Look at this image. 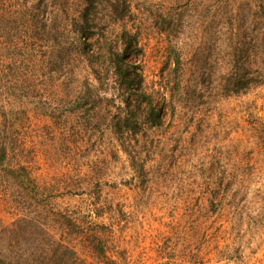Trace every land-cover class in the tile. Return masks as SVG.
Segmentation results:
<instances>
[{
  "label": "rangeland",
  "instance_id": "obj_1",
  "mask_svg": "<svg viewBox=\"0 0 264 264\" xmlns=\"http://www.w3.org/2000/svg\"><path fill=\"white\" fill-rule=\"evenodd\" d=\"M70 1L77 14L83 0ZM131 1L123 20L109 22V35L119 40L123 28L135 35L118 46L141 72L162 122L130 132L125 151L113 129L95 127L103 107L88 113L65 103L63 75L49 77L51 43L29 35L37 0H0V70L16 90L36 94L6 97V106L24 110L4 134L11 164L22 158L37 183L59 186L52 207L89 214L128 264H264V78L257 75L264 61L254 53V15L239 0L216 16L207 0ZM22 53L28 63L17 64ZM232 181L247 187V197L210 204L211 189ZM18 187L0 184V249H31L41 230L63 242L57 224L23 205ZM73 242L86 264H101Z\"/></svg>",
  "mask_w": 264,
  "mask_h": 264
},
{
  "label": "trees",
  "instance_id": "obj_2",
  "mask_svg": "<svg viewBox=\"0 0 264 264\" xmlns=\"http://www.w3.org/2000/svg\"><path fill=\"white\" fill-rule=\"evenodd\" d=\"M175 1L184 2L173 0L170 3ZM207 1L213 3L212 15L216 16L220 15L224 4L230 3L231 0ZM240 2L246 3L254 15V32L256 31L254 53L260 62L264 61V0H239L238 3ZM71 4L70 0H37L36 12L33 13V27L31 26L29 35L31 38L43 36L51 43L47 50L49 77L56 78L58 71L60 73L57 77L63 75L65 90L63 101L78 104L86 108L88 113L96 107L99 109L103 107L106 113L100 116L101 119H97L95 127L100 126L101 130L113 129L123 150L127 151L131 145H128L130 132L136 133L145 124L155 126L162 122V109L155 106L151 96L143 90L141 72L126 61L127 49L121 52L118 46L119 40L130 43L131 39H136L135 35L126 28L121 30L119 40L109 35V22L123 20L131 11L132 1L83 0L77 14L71 11ZM208 7L211 10V3H208ZM43 14L46 15L44 19ZM237 16L232 9L231 20ZM11 28L14 29V26ZM26 44L30 45L29 42ZM28 54L32 56L31 52ZM27 60L28 56L22 53L19 63L15 61L22 65L28 63ZM175 62L178 71L180 56L176 57ZM17 68L20 69L21 66L17 65ZM258 74V78H264V68L260 65L257 69ZM6 75L4 70H0V184L19 185L18 194L23 205L44 213L46 218L57 224L63 242H56L47 232V236L42 237L41 230L40 237L35 238L39 242L31 247L32 251L30 248L6 252L0 249V264H86L85 258L78 254L76 244L73 242L75 239L82 243L83 251L101 258V264H128L122 251L114 249L115 245L111 246L107 236L99 229L102 224L91 222L89 214L67 206L64 209L52 207V197L57 193L54 191L59 186L45 180L37 183L30 174L31 169L22 164V158H14L18 162L11 164L14 156H9L12 154L7 146L10 141L4 134L7 135V130L10 132L13 129L18 120L17 113L23 114L24 110L21 104L18 107L6 106L7 102H11L7 101L6 97L8 95L15 97L19 94L26 97L28 95L33 100L36 94L35 90L25 92L17 86V90L20 91L18 92L15 87L16 80L15 85L11 78L4 77ZM260 132L264 133V122L260 123ZM261 140L264 142V137ZM21 152V155L26 156L24 148ZM14 155L17 157V154ZM233 184L234 181L227 182L224 187L218 185L211 189L210 204L229 207L237 200L246 198L247 187L244 185L235 187Z\"/></svg>",
  "mask_w": 264,
  "mask_h": 264
}]
</instances>
